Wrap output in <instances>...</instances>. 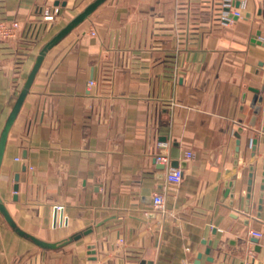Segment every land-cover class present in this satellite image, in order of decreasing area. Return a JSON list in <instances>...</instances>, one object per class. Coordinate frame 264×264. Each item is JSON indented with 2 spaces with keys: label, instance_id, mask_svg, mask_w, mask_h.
I'll list each match as a JSON object with an SVG mask.
<instances>
[{
  "label": "crops",
  "instance_id": "0c3cea01",
  "mask_svg": "<svg viewBox=\"0 0 264 264\" xmlns=\"http://www.w3.org/2000/svg\"><path fill=\"white\" fill-rule=\"evenodd\" d=\"M55 1L0 0V19L20 24L0 41V132L42 46L93 0ZM210 15L188 0H105L46 53L7 135L0 199L19 229L60 244L41 249L0 214V264H264V0L227 27Z\"/></svg>",
  "mask_w": 264,
  "mask_h": 264
},
{
  "label": "water",
  "instance_id": "95a60500",
  "mask_svg": "<svg viewBox=\"0 0 264 264\" xmlns=\"http://www.w3.org/2000/svg\"><path fill=\"white\" fill-rule=\"evenodd\" d=\"M67 0H64L62 3H60V0H56L54 2V6H58L61 5L62 7L65 6ZM105 0H93L91 3H89L80 13H78L75 17H73L66 25H64L54 36H52L50 38V40H48L41 48L40 52L38 53L32 67L30 68L25 81L23 82L16 98L15 101L13 103V106L6 118V121L3 125V128L0 132V164L2 161V157H3V153H4V149H5V144L7 141V135L9 133V130L12 126V124L15 121V118L17 116V114L19 113V110L22 106V103L33 83V80L39 70V68L41 67V64L43 62V59L46 55V53L53 47L55 46L63 37H65L68 33H70L74 28H76L79 24H81L98 6H100ZM247 16V14H246ZM236 19V18H235ZM257 35H260V32H257ZM259 45L264 47V42H261L260 40H258L257 42ZM262 95V94H261ZM263 102V96H259V98L257 99V106H255L254 108V115L257 114L259 112L260 109V104H262ZM255 122V116L252 117L251 119V125ZM262 130L264 131V128H262ZM242 132V129L239 128L237 130V132L234 134V136L236 137V157H237V152L239 151V143H240V134ZM257 135L253 136L251 142H250V150H251V155L254 156L255 152H256V148H257ZM175 165V164H174ZM164 167V166H163ZM249 171L250 174L248 175V181H247V194H246V198H247V205L249 203V198H250V191H251V185H252V172H253V166L249 167ZM15 181H17V178H15ZM232 182L228 183L226 186H229L230 188L232 187ZM18 186L15 185L13 187L14 191H17ZM260 193H259V199H258V214L257 217H260V213L263 209V204H264V200H263V190H264V157L262 158V174H261V180H260ZM233 191V190H232ZM0 214L1 216L4 218V220L9 224V226L19 235L22 236L24 238H27L31 243H33L35 246L44 249V250H52L55 249L60 243L56 244V243H48V242H44L42 240H39L27 233H25L23 230L19 229L13 222V220L11 219L5 205L2 203L1 199H0ZM90 233V230H86L85 232H83L84 235H87ZM81 238V235H74L73 237H70L68 240L66 241H71V240H78ZM61 242V243H65ZM251 242L256 244V248H255V252H259L260 251V246H258L257 244V240L251 238L250 239ZM94 246H89V250L93 249ZM92 255L95 254V252L92 250L90 252ZM94 259V258H93ZM264 262V260H263ZM139 264H145L144 261H141ZM261 264V263H260Z\"/></svg>",
  "mask_w": 264,
  "mask_h": 264
},
{
  "label": "built area",
  "instance_id": "2783aa9c",
  "mask_svg": "<svg viewBox=\"0 0 264 264\" xmlns=\"http://www.w3.org/2000/svg\"><path fill=\"white\" fill-rule=\"evenodd\" d=\"M190 4H205L211 12V19L220 27H227L233 23L235 18L239 19L243 17L244 12L248 6V0H188ZM59 17L58 8H44L41 12V20L36 24H31L33 29H36L38 23H51ZM20 30V24L15 20L0 19V41H9L17 38ZM87 89L90 91L96 87L94 80L87 81ZM169 147L168 142L159 141L156 142V148L160 150L155 155V161L161 164H167L168 159L164 151ZM193 158L191 152L185 153V159L190 160ZM165 181L169 184H178L182 179V170L178 167H169L164 173ZM152 211L159 216V221L162 222L169 212L164 207V195L162 193H156L152 197ZM250 238L261 240L263 234L254 230L248 232Z\"/></svg>",
  "mask_w": 264,
  "mask_h": 264
}]
</instances>
